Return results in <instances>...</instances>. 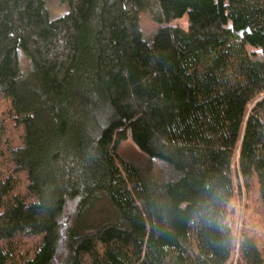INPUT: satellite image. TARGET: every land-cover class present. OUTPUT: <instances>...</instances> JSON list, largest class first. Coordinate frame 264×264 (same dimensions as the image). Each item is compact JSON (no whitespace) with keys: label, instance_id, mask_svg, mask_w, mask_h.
Returning a JSON list of instances; mask_svg holds the SVG:
<instances>
[{"label":"trees","instance_id":"obj_1","mask_svg":"<svg viewBox=\"0 0 264 264\" xmlns=\"http://www.w3.org/2000/svg\"><path fill=\"white\" fill-rule=\"evenodd\" d=\"M58 1L0 0V264H264V0Z\"/></svg>","mask_w":264,"mask_h":264},{"label":"rangeland","instance_id":"obj_2","mask_svg":"<svg viewBox=\"0 0 264 264\" xmlns=\"http://www.w3.org/2000/svg\"><path fill=\"white\" fill-rule=\"evenodd\" d=\"M47 5H48V9L52 17L60 16L67 11V6L64 4L61 5L58 0H47ZM178 24L186 28L188 25L187 19L185 17L182 18L181 20L178 21ZM19 56H20L21 63L25 65L26 61H25V57L23 56L22 52L19 53ZM121 152L125 156H128L129 158H132L135 161H139L143 159L142 153L135 147V145L131 141H126L122 143ZM116 163L120 166L119 162H116ZM162 168H163V165L160 164L159 162H155L153 165V169L155 173H160L162 171ZM234 172H237V169H235ZM123 175L126 176V173L124 171H123ZM233 179L234 180L236 179L235 174H233ZM131 186L132 184L129 183L128 188L132 191ZM134 198L136 199L135 195H134ZM246 200H247L246 193L244 191L242 182L240 181V186H237V184H235V198H234V203H235V208H236V221H235V231L236 232L234 234L237 240L239 237V232H240L239 229L241 227V223H243L244 217L246 215V206H245ZM137 204H138V208L140 209L142 215L145 217L146 213L143 207L144 206L143 203L137 200ZM249 204L252 206L256 205L255 203H252L250 201H249ZM72 206H73V202H70L68 206L70 212H73ZM252 206H251V210L252 209L257 210L255 207H252ZM87 212L85 213L83 219H85L88 224H92L96 222L97 220H100V218L104 217L106 214L105 206L104 204H101V203L95 205L93 209H90L88 214ZM237 256H238V252L236 249L235 254L233 256L234 260H236Z\"/></svg>","mask_w":264,"mask_h":264}]
</instances>
